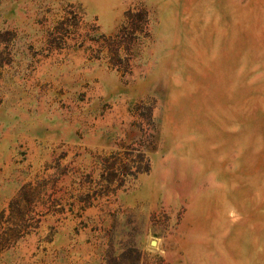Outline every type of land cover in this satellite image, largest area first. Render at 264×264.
I'll use <instances>...</instances> for the list:
<instances>
[{"label":"rangeland","instance_id":"1","mask_svg":"<svg viewBox=\"0 0 264 264\" xmlns=\"http://www.w3.org/2000/svg\"><path fill=\"white\" fill-rule=\"evenodd\" d=\"M0 264H264V0H0Z\"/></svg>","mask_w":264,"mask_h":264},{"label":"bare ground","instance_id":"2","mask_svg":"<svg viewBox=\"0 0 264 264\" xmlns=\"http://www.w3.org/2000/svg\"><path fill=\"white\" fill-rule=\"evenodd\" d=\"M258 228V227H257ZM259 231V230H258ZM258 242V241H257ZM255 247V246H254ZM251 261V260H250Z\"/></svg>","mask_w":264,"mask_h":264}]
</instances>
